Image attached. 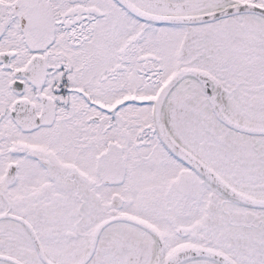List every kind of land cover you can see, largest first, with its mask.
Returning a JSON list of instances; mask_svg holds the SVG:
<instances>
[{"label":"snow or ice","instance_id":"snow-or-ice-1","mask_svg":"<svg viewBox=\"0 0 264 264\" xmlns=\"http://www.w3.org/2000/svg\"><path fill=\"white\" fill-rule=\"evenodd\" d=\"M0 264H264V0H0Z\"/></svg>","mask_w":264,"mask_h":264}]
</instances>
